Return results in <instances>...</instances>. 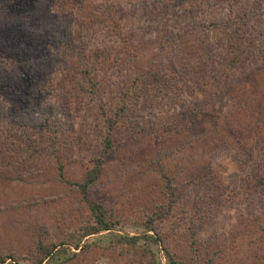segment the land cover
<instances>
[{
    "label": "trees",
    "instance_id": "16d2710c",
    "mask_svg": "<svg viewBox=\"0 0 264 264\" xmlns=\"http://www.w3.org/2000/svg\"><path fill=\"white\" fill-rule=\"evenodd\" d=\"M139 1L127 7L122 1L96 5L94 0H49L57 18H63L70 5L81 22L79 29L69 21L56 24L59 22L57 19L56 22H48L49 26L43 30L34 31L36 23L32 25L23 18L33 14L38 4L42 7V1L0 0L4 11V18L0 22V68L5 73L0 75V94L10 92L14 96L15 107L20 106L25 112L28 108H37V113L41 115L39 121L30 124L26 115L22 119L16 117V108L11 110V114H5L6 105L0 103V126L7 120L10 127L18 124L19 128H23L21 133L18 129H0V157L5 158L6 162L3 160V163L6 167L5 163L13 157L67 159L77 150H84L87 138L98 134L96 141L99 151L86 160L91 161V167L85 170L83 181H67L83 206L82 210L79 209L83 212L81 215L87 212V226L77 230L81 239L105 231L112 232L120 223V220H113L114 212L98 201L94 193L102 182L109 159L120 154L118 141L127 140L133 144V139L146 138L155 142L157 151H161L162 136H169L171 143L181 142L177 139L181 136L188 137L192 146L204 142L211 144L212 150L207 153L210 157L220 148H231L233 141L242 150L240 153L237 149V152L246 157H255L256 150L264 152V145H258L261 141L254 146L242 143L245 131L233 125L235 121L251 132L250 139H262L260 136L264 135V0ZM179 9L183 15L178 13ZM198 9L212 11L205 20L200 21L198 15L194 14ZM136 19L151 24L153 37L146 50L151 49L156 53L144 73H140V68L135 65L129 66L134 53L139 49L144 50V35L133 27ZM179 22H183L184 26L179 24L177 29L175 25ZM126 24H130V27ZM211 25L213 28L209 31L208 26ZM104 31L116 36L117 42L121 41L123 46L116 45L115 57L118 60L125 55L128 68L133 67L136 73H129L128 81L119 88L117 100L104 103L97 99L91 105L83 103V99L85 96L98 98V85L103 84L98 77L100 71L111 67L110 62L112 66L116 65V61L111 59L112 50L108 45L89 49L86 37H94ZM213 32H220L221 36L214 38ZM136 40H141L137 48L134 44ZM116 66L120 67L118 70H123L120 64ZM103 90L101 92H105ZM245 95L251 96L254 101L246 103L243 99ZM145 97L162 99L164 105L176 103L180 109L176 112L171 106L172 115L161 119L135 115L134 111L137 110L134 108ZM186 98L191 101L182 105ZM222 103L229 106L228 115H217V104ZM210 108L215 121L209 129L198 127L205 121L206 111ZM234 108L239 111H234ZM244 108L245 111L250 109V121H237ZM59 116L65 120L61 122ZM137 116L140 118L137 119ZM169 123H174L175 128L168 129ZM173 129L178 132L175 136L171 135ZM89 130L91 135L87 133ZM47 139L51 143L49 147L45 145ZM186 145L184 143L173 150L171 146L168 151L164 149V153L155 152L150 161L142 165L143 190H140V195L154 202L152 212L140 208L139 216L144 217L145 221L139 226L144 228V232L134 236L123 234L110 246L97 243L76 245L78 252L71 254L69 247L65 246L59 252L55 245L49 247L38 242L37 246L42 251L34 263L94 264L90 257L97 252L100 257L110 254L126 258L125 264H159L152 246H161L168 264H193L186 255L169 249L166 235L159 227L172 214L175 203L173 195L180 180L179 172L173 174L171 171L174 166L170 165L172 160L165 161L175 157L178 152L182 154ZM185 153V164L186 161L189 163L184 169L193 170V166L200 162L196 157H204L193 151L185 150ZM259 157L262 156L259 154ZM28 164H24L19 174L14 175L13 171L8 170L3 174L12 175L14 180L29 182L32 173L24 168ZM58 168L64 180L66 165L61 162ZM186 177H190L188 185H193L198 183V178L205 176L200 173L195 177L194 173H190ZM216 187H220L219 183ZM256 223L259 225L256 233L259 231L261 234L257 243L263 242V222ZM200 243L202 241L192 237L190 250L201 253V257L195 255L193 258L196 257L199 264H218V252L211 251L215 243L212 240L206 245L202 243L203 248ZM8 259L15 260L13 254H1L0 264H8Z\"/></svg>",
    "mask_w": 264,
    "mask_h": 264
},
{
    "label": "rangeland",
    "instance_id": "374dc122",
    "mask_svg": "<svg viewBox=\"0 0 264 264\" xmlns=\"http://www.w3.org/2000/svg\"><path fill=\"white\" fill-rule=\"evenodd\" d=\"M40 1H42V7L38 4L33 14H27V17L23 18L32 25L36 23L33 27L34 31L43 30L49 26L48 22L53 23L57 19H59V22H56V24L61 25L69 21L73 23L76 29H79L81 22L70 5L63 18L59 16L57 18V14L53 11L52 4H50L51 2L49 0ZM108 1L113 3L114 1H122L127 7H129V4L135 5L140 2L139 0H94L96 5H104ZM211 11L198 9L194 14L198 15L200 21H202ZM178 13L184 14L180 9ZM222 13L226 14L225 12ZM1 18H4V11L0 5V22L2 21ZM179 24L184 26L183 22L176 23L175 27L177 29H179ZM133 25L136 31L144 35V44L142 45L144 50L139 49L134 53L133 62L129 66L135 65L140 68V73H144L149 69L148 62L156 54L151 49L146 50L150 47L148 42L153 37L150 33L152 31L151 24L136 19L133 21ZM128 27H130V24ZM152 27L154 28V26ZM208 28L211 31L213 27L211 25ZM196 32L202 33L199 30ZM218 35L221 36V33L213 32L212 36L216 38ZM193 37L191 38L193 39ZM116 38V36H112L106 31L99 32L94 37L90 35L86 37V40L89 41L90 50L108 45L112 50L111 59L116 61V65L120 64L123 70H118L120 67L112 66L113 64L110 62L111 67L104 68L106 71H100L98 76L103 81L102 85H98L100 87L98 98L85 96L83 103L92 105L96 103L97 99L104 103L114 102V100H117L116 96L119 95V88L128 81L129 73L132 71L136 73L133 67L128 68L125 55L124 58L116 59L114 53L117 50L115 49L116 45L118 47L123 46L121 41H116ZM139 42L138 40L134 41L136 48L139 47ZM0 75H5L2 68H0ZM102 89L105 92H101ZM243 99L246 100V103L254 101L248 95L243 96ZM13 101L14 96L10 92L0 94V103L3 102L6 105L5 114H11V110L16 108V117L22 119L26 115L25 117L30 124L40 120L41 115L37 113V108H28L25 112L20 106L15 107ZM161 101L162 99L155 100L145 97L134 108L137 110V112L134 111V114L144 115L146 118L156 117L161 119L172 115L171 106H174L173 111L178 112L180 109L177 108L176 103L164 105ZM190 101L191 99L186 98L185 104L182 102V105H187ZM217 106V115H228L227 109H229V106H225L223 103L217 104ZM236 109L234 108V111ZM112 110L114 111V109ZM243 110L242 115L237 117V121L249 119L250 109L248 108V111H245L244 108ZM212 111L211 108L206 111L208 114L205 116V121L198 124V127L210 128L211 123L215 121ZM138 118L140 116H137ZM58 119L61 122L65 120L63 116H59ZM159 122L162 124L161 121ZM169 124L168 129L175 128L174 123ZM233 125L245 131L242 143L246 142L248 145L254 146L255 143L261 141V144L258 145H264V135L261 134L260 138L262 139H259V137L250 139L249 134L251 132L235 121ZM2 127L12 131L18 129L19 133L23 130V128H19L18 124H13L10 127L7 120H4V124L0 126V129ZM87 133L91 135V130ZM177 134L178 132H175L174 129L171 131V135L175 136ZM122 136L124 137V135ZM96 138H98L97 133L87 138L84 150H77L75 155L67 157V159L64 157H60L61 159H58V157H13L14 159L9 158V162L5 163V165L7 164L6 167L3 163L5 158L0 157V255L13 254L15 259L14 261L8 259V264H35L37 255L42 251L37 246L38 242H43L49 247L55 245L58 247L59 252L65 246L69 247L71 254L78 252L76 245L97 243L100 246H110L123 234L134 236L144 232V228L139 226L140 223L145 221L144 217L139 216L140 208H147L148 212H152L154 202H149L140 195V190H143L141 183L143 182L142 165L150 161L155 152L162 153L164 149L168 151L171 146L173 150L182 147L184 143L187 144L184 147L187 152L193 151L196 155L204 157H196L200 162L193 166V170L184 169L185 165L189 163L186 161L185 164V150L182 154L178 152L175 157L165 161L170 162L172 160L170 165L174 166L171 171L173 174L179 172L180 179L175 190L176 194L173 195L175 203L172 214L165 222L159 224L161 231L166 235V245L172 251L186 255L193 264H199L200 262L193 256L201 257V253L199 251L198 253L192 252L189 247L192 237L202 241L204 245L212 240L215 244H213L211 251L213 253L218 252L220 256L217 261L218 264H264V241L257 243L261 234L259 231L256 233V229L259 228L256 222H263L264 226V220H262L264 219L263 151L256 150L255 157H246L244 154H240L241 148H238L235 141H233L230 145L231 148H220L215 153L213 152L212 157H210L207 156V153L208 150H212L211 144L204 142L192 146L188 137L178 136L177 139H180L181 142L171 143L169 136H162L163 146L161 151H157L154 146L155 142H150L146 138L133 139V144L127 140L124 142L118 141L120 154L116 158L109 159L102 182L94 193L98 201L102 202L108 210L114 212L115 217L113 220H120V223L115 226L112 232L105 231L81 239L77 230L87 226V212L81 215L83 212H80L79 209L83 206L80 204L74 188L69 186L67 181H83L85 170L91 167V161L86 162V160H90L99 151ZM50 144V140L47 139L45 145L49 147ZM204 146L207 149L204 150ZM39 147L42 148L43 145L40 144ZM237 149L240 150V153L237 152ZM259 154L262 157H259ZM66 160H68V163ZM26 162H29V164L24 167L25 170L32 173L29 182L24 183L20 179L14 180L12 175L3 174L5 170L13 171L14 175L21 173ZM61 162L66 165L64 180H62L64 177L59 174L58 167ZM206 168H208L207 171L204 170ZM190 173H194L195 177L201 173L205 177L198 178L197 184L188 185L187 180L190 177L187 178L186 176ZM218 183L220 187H216ZM255 225L257 226L254 227ZM202 243L200 244L203 248ZM152 247L157 255L158 263L168 264L162 247ZM64 255L62 254V256ZM117 257V255L111 256L110 254L100 257V254L96 252L90 259L94 264H125L126 258L118 257V259ZM51 261L53 260H49V262Z\"/></svg>",
    "mask_w": 264,
    "mask_h": 264
}]
</instances>
